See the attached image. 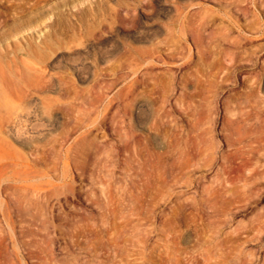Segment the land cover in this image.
<instances>
[{"label":"rangeland","instance_id":"obj_1","mask_svg":"<svg viewBox=\"0 0 264 264\" xmlns=\"http://www.w3.org/2000/svg\"><path fill=\"white\" fill-rule=\"evenodd\" d=\"M3 87L0 264H264V0H0Z\"/></svg>","mask_w":264,"mask_h":264},{"label":"bare ground","instance_id":"obj_2","mask_svg":"<svg viewBox=\"0 0 264 264\" xmlns=\"http://www.w3.org/2000/svg\"><path fill=\"white\" fill-rule=\"evenodd\" d=\"M29 66H30L31 70H34V65L32 64V62H29ZM33 73H34V71L31 72V75ZM24 82H25V78L23 80V83ZM27 85H28L27 90L23 94L19 95V100H21V102L23 100H27L28 98L32 99L34 97V91H33L34 85H33V82H30ZM0 92H1L0 94L2 96V99H4L0 103V129H1L0 131H2V130H5L7 128V126L9 125V122H11L12 119L14 118V115H15V118L19 117L18 115L20 113L18 114V112L21 111L23 109V107H21L22 109H20L18 107L19 111L18 110L16 111L15 109H13V106L11 105V102L9 103V100L11 99V90H10V88L3 87ZM23 111H25V109H23ZM26 114L28 115L29 113L27 112ZM19 119L20 118H18V120ZM32 127H33V125H32ZM18 132H19V129H18Z\"/></svg>","mask_w":264,"mask_h":264}]
</instances>
